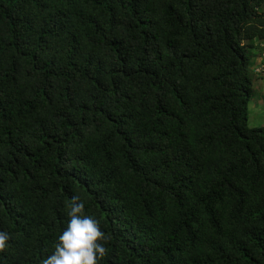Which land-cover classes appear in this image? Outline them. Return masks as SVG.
Here are the masks:
<instances>
[{"label": "trees", "instance_id": "obj_1", "mask_svg": "<svg viewBox=\"0 0 264 264\" xmlns=\"http://www.w3.org/2000/svg\"><path fill=\"white\" fill-rule=\"evenodd\" d=\"M262 78L264 0H0V264L74 195L99 264H264Z\"/></svg>", "mask_w": 264, "mask_h": 264}, {"label": "clouds", "instance_id": "obj_2", "mask_svg": "<svg viewBox=\"0 0 264 264\" xmlns=\"http://www.w3.org/2000/svg\"><path fill=\"white\" fill-rule=\"evenodd\" d=\"M67 215V226L59 234L54 251L42 264H99L106 254V238L100 221L85 213L84 202L75 195ZM9 239L7 232H0V253L6 249Z\"/></svg>", "mask_w": 264, "mask_h": 264}, {"label": "rangeland", "instance_id": "obj_3", "mask_svg": "<svg viewBox=\"0 0 264 264\" xmlns=\"http://www.w3.org/2000/svg\"><path fill=\"white\" fill-rule=\"evenodd\" d=\"M249 54H251L249 52ZM256 54V51H252L251 58ZM256 61L253 59L252 68L255 67ZM252 78L255 80L253 74ZM253 97L249 101L248 105V118L250 126H264V81L254 82Z\"/></svg>", "mask_w": 264, "mask_h": 264}, {"label": "crops", "instance_id": "obj_4", "mask_svg": "<svg viewBox=\"0 0 264 264\" xmlns=\"http://www.w3.org/2000/svg\"><path fill=\"white\" fill-rule=\"evenodd\" d=\"M260 81H264V78H262V79H259L257 82H260Z\"/></svg>", "mask_w": 264, "mask_h": 264}, {"label": "built area", "instance_id": "obj_5", "mask_svg": "<svg viewBox=\"0 0 264 264\" xmlns=\"http://www.w3.org/2000/svg\"><path fill=\"white\" fill-rule=\"evenodd\" d=\"M260 69L258 68L257 71H259Z\"/></svg>", "mask_w": 264, "mask_h": 264}]
</instances>
